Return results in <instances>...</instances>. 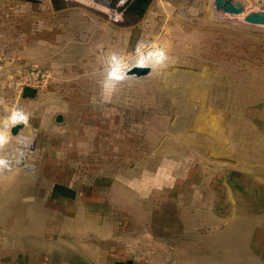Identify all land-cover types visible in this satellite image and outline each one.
Segmentation results:
<instances>
[{"label": "crops", "instance_id": "crops-1", "mask_svg": "<svg viewBox=\"0 0 264 264\" xmlns=\"http://www.w3.org/2000/svg\"><path fill=\"white\" fill-rule=\"evenodd\" d=\"M147 27L0 0V87L48 74L24 100L34 171L0 169V264H264V55L262 89L234 74L227 103L219 70L110 77Z\"/></svg>", "mask_w": 264, "mask_h": 264}, {"label": "rangeland", "instance_id": "rangeland-1", "mask_svg": "<svg viewBox=\"0 0 264 264\" xmlns=\"http://www.w3.org/2000/svg\"><path fill=\"white\" fill-rule=\"evenodd\" d=\"M137 1L135 0L127 6L124 21L119 24L125 25L129 21L133 22L132 24L134 22L147 23L148 29L143 33L145 35L139 37L138 41L139 43L141 42V45L147 44V46L144 49L138 47L137 52L138 43H136L131 53H124L122 55L123 58L114 54L112 57L113 66L106 68L110 77L126 80L129 77L126 73L127 67L134 66L141 60L146 61L147 65L151 66L152 72L154 68L157 73L158 68L156 66L161 65L162 61L165 60L163 64L166 69L177 66L186 71L192 70L196 72L201 69L209 71L219 70V73L224 77L223 79L220 78V86L225 85V89H219L218 97L220 102H228L227 97L230 94L227 90V85L228 87L231 86V88L238 85L235 83L239 82L241 78L234 76V74L247 76L251 81L252 87L262 89L264 28L247 26L243 21L246 13L261 7V0H237L243 4L246 10L243 16H230L217 11L214 6V0H147L148 3L141 8L137 21L134 18L132 21L126 14L129 7L136 4ZM76 6L81 5L76 4ZM81 7L95 14L99 20L105 19V21L109 22V19L97 10L85 6ZM74 21L80 22L82 19ZM123 68L125 70L121 73L120 71ZM125 80L120 82L122 83ZM43 88L45 89L46 86L41 87L42 90ZM0 97V143L6 145L7 156H13L1 157L0 161L8 159L18 163L21 157L26 154V165L30 167L33 164L26 152L30 148L21 147L20 141L22 139L20 140L18 136L8 135L6 125L4 126L3 122L12 114L13 108L17 104H24L30 117V123L19 134L28 137L30 141L35 140L37 132L33 127L29 126L37 119L36 113L24 101L29 99H23L22 94L19 95L13 85L6 88L0 87ZM2 164H0V169L4 167V164L3 166ZM23 167L25 166L15 164L8 169L21 168L31 172V170ZM220 210L223 214L226 211L224 206ZM150 211L152 210L149 209L147 211L144 209L142 211L140 209L138 212V219L143 220L144 226H146L145 222L147 215L150 216ZM156 211L159 213L160 210L156 209ZM155 220V229L161 231L162 219L156 216Z\"/></svg>", "mask_w": 264, "mask_h": 264}, {"label": "built area", "instance_id": "built-area-1", "mask_svg": "<svg viewBox=\"0 0 264 264\" xmlns=\"http://www.w3.org/2000/svg\"><path fill=\"white\" fill-rule=\"evenodd\" d=\"M63 1L66 4H78L81 6L95 9L98 12L104 14L109 19V22L113 24H119L124 21L127 6L133 3L135 0H63ZM124 70L125 69L123 68L120 72L122 73ZM47 77L48 74L46 71L35 67L26 71L19 72L17 77L11 82V85H13L17 89V93L21 95L25 87H32L35 89L41 88L45 84ZM13 110L14 111L12 112V114H10V116L5 119V122H3V125L4 126L6 125L5 126L6 132L8 133V135H11V128L14 125L21 124L23 125L24 128H26L30 123V117L28 115L27 109L24 104H20V103L17 104L13 108ZM31 151L32 150L28 149L26 151L27 155H29ZM11 156L12 155L7 157H11ZM24 168L34 171L35 166L31 165L30 168L25 166Z\"/></svg>", "mask_w": 264, "mask_h": 264}, {"label": "water", "instance_id": "water-1", "mask_svg": "<svg viewBox=\"0 0 264 264\" xmlns=\"http://www.w3.org/2000/svg\"><path fill=\"white\" fill-rule=\"evenodd\" d=\"M261 7L252 12L246 13L243 21L247 26H260L264 28V0L260 1ZM214 6L217 11L230 16H243L246 10L242 3L237 0H214ZM152 72L151 67L134 66L127 72V76L134 78L146 77ZM38 90L32 87H25L22 91L23 99H35ZM61 120V117L58 118ZM23 125L17 124L11 128V135L18 136L19 132L23 130ZM35 141L32 143L30 150L34 149Z\"/></svg>", "mask_w": 264, "mask_h": 264}, {"label": "bare ground", "instance_id": "bare-ground-1", "mask_svg": "<svg viewBox=\"0 0 264 264\" xmlns=\"http://www.w3.org/2000/svg\"><path fill=\"white\" fill-rule=\"evenodd\" d=\"M134 66H140V67H151V66H149V65H147V63H146V61H144V60H141V61H139V62H137ZM134 66H131V67H127V72L131 69V68H133ZM126 72V73H127ZM112 73H115V72H112ZM18 137H19V139L21 140L20 141V146L21 147H24V148H26V147H28V148H30L31 147V145H32V143H33V141L34 140H31L30 141V139L28 138V137H25V136H23V135H18ZM24 150V149H23ZM22 150V151H23ZM24 152V151H23ZM4 164V167H6V168H10V167H13L15 164H18L19 166H26V167H28V165H26V154L25 155H23L22 157H21V159H20V161L17 163H15L14 161H10V160H1L0 161V164H2V163ZM3 164H2V166H3ZM28 168H30V167H28Z\"/></svg>", "mask_w": 264, "mask_h": 264}, {"label": "trees", "instance_id": "trees-1", "mask_svg": "<svg viewBox=\"0 0 264 264\" xmlns=\"http://www.w3.org/2000/svg\"><path fill=\"white\" fill-rule=\"evenodd\" d=\"M148 1L147 0H138L136 2V4L132 5L131 7H129V9L127 10V14L126 16L133 21V18L138 19V15L140 14V10L142 7H145L147 5ZM133 22L129 21L128 23L126 22V24H132ZM135 24V22H134Z\"/></svg>", "mask_w": 264, "mask_h": 264}]
</instances>
